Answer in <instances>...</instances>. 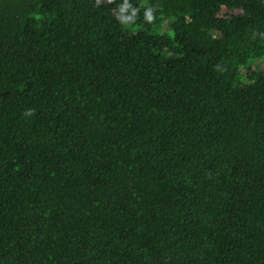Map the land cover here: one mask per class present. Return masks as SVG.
Wrapping results in <instances>:
<instances>
[{
    "label": "trees",
    "instance_id": "obj_1",
    "mask_svg": "<svg viewBox=\"0 0 264 264\" xmlns=\"http://www.w3.org/2000/svg\"><path fill=\"white\" fill-rule=\"evenodd\" d=\"M0 264H264V0H0Z\"/></svg>",
    "mask_w": 264,
    "mask_h": 264
}]
</instances>
